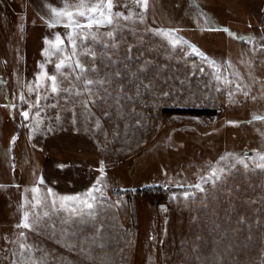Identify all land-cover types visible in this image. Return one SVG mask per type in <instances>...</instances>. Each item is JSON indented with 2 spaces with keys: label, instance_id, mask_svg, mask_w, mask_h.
I'll return each instance as SVG.
<instances>
[{
  "label": "rangeland",
  "instance_id": "rangeland-1",
  "mask_svg": "<svg viewBox=\"0 0 264 264\" xmlns=\"http://www.w3.org/2000/svg\"><path fill=\"white\" fill-rule=\"evenodd\" d=\"M177 1L182 7L162 17L158 0H149L144 22L129 21L117 33V49L89 44L97 59L81 61L99 73L88 78L108 79L111 96L100 90L106 103L89 104L85 111L75 102L82 98L37 87L42 71L55 73L58 62L51 56L53 63H47L42 55L45 38L54 41L59 33L68 43L63 26H47L48 6L54 5L0 0V264H26L20 244L30 245L34 258L46 264H135L138 255L139 264H264V173L252 171L251 162L248 169L236 163L228 170L238 159L264 153V119H253L264 117V0ZM129 9L140 11L129 0H114V11L127 15ZM184 15L181 31L176 25L182 22L173 21ZM148 29H175L173 39L182 38L181 46ZM193 47L204 56L193 54ZM105 51L115 64L101 57ZM225 77L232 83L225 85ZM37 95L40 116L33 108L25 121L20 113ZM183 124L191 126L189 133L174 130ZM246 131L248 137L239 135ZM164 135L179 144L157 145L154 155L132 166L136 155ZM211 167L225 170L223 183L201 180ZM97 180L108 199L95 203L92 217L81 222L67 213L53 215L55 233L25 230L27 238L20 237L16 225L24 211L52 214L50 207L33 209L27 201L55 198L59 204V196L84 193ZM198 183L203 192L190 187ZM146 190L156 192L144 204ZM64 232L75 236L59 235Z\"/></svg>",
  "mask_w": 264,
  "mask_h": 264
},
{
  "label": "snow or ice",
  "instance_id": "snow-or-ice-1",
  "mask_svg": "<svg viewBox=\"0 0 264 264\" xmlns=\"http://www.w3.org/2000/svg\"><path fill=\"white\" fill-rule=\"evenodd\" d=\"M133 6L139 7V12H133L129 9L128 14L126 15L122 11H114V0H75L74 3L69 4L67 0H64L63 6L49 7V16L46 21L47 26L49 28H54L57 25L63 26L66 32L67 45L64 43V39L60 36L59 33L55 35L54 41L48 40L45 38L46 47L42 49V55L47 59V63H53L51 60V56H56L57 61L54 63L55 73L49 74L47 71H42L41 79L43 81L42 85H37V87H44L45 91L55 95V96H65L71 98H82L78 99L75 102L81 104L82 108L85 111H88V105H104L106 103L104 96H111L110 93L107 92V86L110 83L108 79H89L88 73L98 74L99 70L96 67H86L82 61L81 57L85 59H90L93 62L97 59L96 52L92 51L89 48V44H99L103 49L108 51L117 49V33L122 29L128 28L129 25L127 22L131 21L133 24L135 23H143L144 22V12L147 10L149 6V0H129ZM122 6L124 8H128L127 3H123ZM69 9H74L69 10ZM135 17V19H134ZM124 22V23H122ZM107 28L108 31L104 33H100V29ZM154 35L158 37H162L166 39L174 48L181 46V39H173V35L175 33V29L169 30H151ZM225 31H229L225 29ZM97 34L104 36L109 43H104L102 40L97 38ZM231 35V33H229ZM79 41V44H78ZM184 44L187 41H183ZM78 47H83L85 51H78ZM262 49H264V45H262ZM131 51V48L128 49ZM68 53V55H65ZM192 53L203 57L204 54L197 50L195 47L192 48ZM101 57H107L110 64H115L116 61L113 60L110 56H107V51L101 54ZM205 59H207L205 57ZM210 64H215V61H209ZM40 69H45V64L41 63L39 65ZM67 70V71H65ZM140 71H144V69H140ZM199 71L203 72L204 69L201 68ZM114 75L119 76V73H114ZM59 77V79H58ZM216 79L219 80V75L216 76ZM65 82H67L66 86ZM73 82L76 85L74 86ZM223 83L225 85L231 84L232 81L225 77ZM237 90H240V85H235ZM100 90L104 91V96H98V92ZM220 89L217 88V91ZM30 91L33 89L30 88ZM164 95H168L165 93ZM232 93H229L231 96ZM244 95L247 97L248 93L245 92ZM98 96L96 99H88L84 97H93ZM21 101L27 103L23 94L20 97ZM40 99L39 95L36 96V102L34 104H28V110L21 111L20 115L24 118L25 121L30 119V111L35 108L36 111L34 113L35 117L40 116ZM44 99H48V96H45ZM115 99V97H113ZM255 99V97H252ZM118 102V101H117ZM10 107H15V105H11ZM107 116L108 114L105 113ZM253 119H264V117L253 116ZM75 122V121H73ZM39 123V121H37ZM235 123V122H229ZM99 125V121L97 120V126ZM32 130L35 131V127L32 126ZM16 137L12 138L11 143L14 144ZM229 156L231 154H228ZM258 157V160H257ZM225 157H221V160H224ZM249 162H251L254 167L251 169L252 171L259 170L261 173H264V153H257L254 157H249L247 160L238 159L235 163L228 166V170L234 169L236 167V163L240 164L243 168H249ZM103 169H101L102 171ZM227 173L224 169H217L215 167H211L209 171V175L201 177V180L204 183H208L211 185H215L218 181L223 183L226 178ZM43 183L42 178L39 181ZM100 181L97 180L96 184L93 185L92 188L86 190L84 193H78L72 196H59L58 199L60 201L57 204V199L53 198L48 200L47 202H42L39 199H36L35 204L31 201H27L31 208H36L37 206L41 207H50L52 209V214L48 211L36 212L32 211L31 214L29 211H24L21 222L16 225L17 228L22 229L20 232V237L26 239L25 230L32 232L36 235H43L45 232L55 233V225L50 223L53 215H59L61 213L70 214L75 220H79L81 222L84 221L85 217H92L94 213V205L98 200L108 199L104 197L101 190L99 189ZM190 187L197 188L200 192H203L204 189L201 184H195ZM39 188H33L32 192H38ZM47 193H52V189H47ZM85 197L89 198L92 202H89L88 199H84ZM184 197L186 199L190 198L187 192L184 193ZM68 202V203H65ZM23 207V205H22ZM72 221H61L64 223H71ZM59 235L63 236H75V233H60ZM21 252L20 257L26 264H46L44 259L36 260L31 251V246H26L24 244L19 245Z\"/></svg>",
  "mask_w": 264,
  "mask_h": 264
},
{
  "label": "flooded vegetation",
  "instance_id": "flooded-vegetation-1",
  "mask_svg": "<svg viewBox=\"0 0 264 264\" xmlns=\"http://www.w3.org/2000/svg\"><path fill=\"white\" fill-rule=\"evenodd\" d=\"M190 129H191V126H189L188 124H183L181 126H177L174 130H176V131L180 130L181 132H184V133L187 134V132L188 133L190 132L189 131ZM159 142H161L162 144H165L166 146H174V145L177 146V144H179L178 141L174 140V138L172 137V135H169V136L164 135L162 137V139H160ZM153 148H155V144H153ZM146 154H147V151L146 150H143L142 154L139 157L134 158V162H133L132 166L135 167L136 164L138 162H140L142 160V157L145 156ZM130 170H131V168H130ZM145 192H146L145 194H147L148 197H146V199L144 201V204H147V202L149 201V195L152 194V193H154V192H156V191L146 190ZM143 221L144 220H142V222ZM141 229H142V231H141ZM139 230H140L139 231L140 241L142 242L144 248H147L149 245H148V238L146 236V233H145V231H143V228H139ZM138 256L139 257H137L138 259H137V261H136L135 264H139V262H140L141 255H138Z\"/></svg>",
  "mask_w": 264,
  "mask_h": 264
},
{
  "label": "trees",
  "instance_id": "trees-1",
  "mask_svg": "<svg viewBox=\"0 0 264 264\" xmlns=\"http://www.w3.org/2000/svg\"><path fill=\"white\" fill-rule=\"evenodd\" d=\"M166 1L165 0H158V3H159V7L161 8L160 9V11H161V13H160V15L162 16V17H164L173 7H175V8H179V7H182L180 4H179V2L177 1V0H174V2L173 3H171L170 4V2H167V4L165 3ZM178 3V4H177ZM176 4H177V6H176ZM163 7V8H162ZM180 20V21H179ZM179 20H177V21H173V22H182V24H180V23H178L177 25H176V27H178V29L179 30H181V31H183V28H184V20L185 21H188V19H187V17H186V15H184V16H182V17H180L179 18ZM172 25H174V24H172ZM230 36V35H229ZM228 36V37H229ZM207 37H209V36H207ZM234 38V37H233ZM233 38H231V39H233ZM206 40V39H205ZM238 44V43H237ZM240 45V44H239ZM231 50H233V49H231ZM244 61V60H243ZM201 112H203V111H207V109H205V110H200ZM19 133V132H18ZM235 135H237L238 136V134L235 132ZM239 135H241L242 137L244 136V135H247V137H248V133H247V131L246 132H243V133H240ZM160 140L158 139V141H156L154 144H155V148L157 147V145H161L162 143L161 142H159ZM163 145H165V144H163ZM155 148H153V145L152 146H147L146 148H144L143 150H146L147 151V154L145 155V156H143L142 157V160L141 161H143L144 159L146 160L149 156H152V155H154V153H155ZM143 150L138 154V155H136L134 158H137V157H139L141 154H142V152H143ZM149 155V156H148ZM148 156V157H147ZM144 160V161H145ZM13 186H17L16 184H13ZM26 187L27 186H30L29 184H26L25 185ZM9 205V204H8ZM12 206H10L9 205V208H11Z\"/></svg>",
  "mask_w": 264,
  "mask_h": 264
},
{
  "label": "crops",
  "instance_id": "crops-1",
  "mask_svg": "<svg viewBox=\"0 0 264 264\" xmlns=\"http://www.w3.org/2000/svg\"><path fill=\"white\" fill-rule=\"evenodd\" d=\"M27 1L31 5L32 8H34V6L36 5V2H37V0H27ZM44 1H48V2L52 3L54 5V7H56V8L63 6V3H64V0H44ZM67 2L69 4H71V3H74L75 0H67ZM35 9H36V7H35Z\"/></svg>",
  "mask_w": 264,
  "mask_h": 264
},
{
  "label": "water",
  "instance_id": "water-1",
  "mask_svg": "<svg viewBox=\"0 0 264 264\" xmlns=\"http://www.w3.org/2000/svg\"><path fill=\"white\" fill-rule=\"evenodd\" d=\"M206 162H211L212 161V158H211V156L210 155H207V157H206Z\"/></svg>",
  "mask_w": 264,
  "mask_h": 264
}]
</instances>
